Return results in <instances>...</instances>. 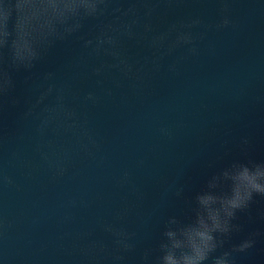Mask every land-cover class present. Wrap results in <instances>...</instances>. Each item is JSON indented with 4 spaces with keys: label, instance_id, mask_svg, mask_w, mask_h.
Here are the masks:
<instances>
[{
    "label": "water",
    "instance_id": "1",
    "mask_svg": "<svg viewBox=\"0 0 264 264\" xmlns=\"http://www.w3.org/2000/svg\"><path fill=\"white\" fill-rule=\"evenodd\" d=\"M234 164L264 166V0H0V264H156ZM229 178L211 257L264 264Z\"/></svg>",
    "mask_w": 264,
    "mask_h": 264
},
{
    "label": "clouds",
    "instance_id": "2",
    "mask_svg": "<svg viewBox=\"0 0 264 264\" xmlns=\"http://www.w3.org/2000/svg\"><path fill=\"white\" fill-rule=\"evenodd\" d=\"M243 171L251 177V184H247L248 199H252L253 194L264 196V166L234 164L231 170L223 172L222 176L213 177L207 187L210 191L198 194L196 201L198 208L195 210V221L188 226H178L175 229L169 228L164 232L166 238L160 244L161 255L157 257L156 264H205L210 258L212 264H227L226 258L229 252L223 253L222 257H211L218 247H223L226 237H229L232 231H239V225L232 224L236 218L237 210H243L247 204L241 205L230 202L229 207H225L220 200L212 204L216 214L223 220V226L214 224L208 219L209 211L204 205L212 196H218L219 192L211 190L217 189L222 185L230 187L232 181L229 178L230 173ZM231 196V191L227 193ZM227 217V219H225ZM170 223L175 224L172 220ZM194 229V231H191ZM251 241H245L236 246L234 251H244L251 246Z\"/></svg>",
    "mask_w": 264,
    "mask_h": 264
}]
</instances>
